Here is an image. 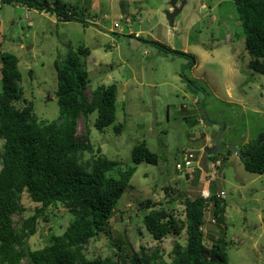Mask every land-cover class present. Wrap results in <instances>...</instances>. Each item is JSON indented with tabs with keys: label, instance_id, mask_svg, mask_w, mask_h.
I'll return each instance as SVG.
<instances>
[{
	"label": "rangeland",
	"instance_id": "1",
	"mask_svg": "<svg viewBox=\"0 0 264 264\" xmlns=\"http://www.w3.org/2000/svg\"><path fill=\"white\" fill-rule=\"evenodd\" d=\"M47 1L58 2L89 25L60 23L55 16L0 3V56L7 52L18 59L25 100L18 106H31L39 123L56 121L55 62L70 49L83 47L89 53L87 98L98 88L115 85L117 110L115 123L103 132L94 128L96 113L78 118L76 137L86 138L95 154L99 150L122 168L132 166L131 150L142 141L159 157L156 166H137L109 220V236L91 239L80 253L87 260L112 258L123 264L125 257L141 258V252L151 259L156 249L169 262L174 241L184 244L185 232L155 241L143 226L144 216L165 209L183 220L184 198L212 196L206 193L202 176L199 181L200 170H206L202 162L204 168L199 165L200 169L191 171L189 166L184 175L188 164L183 153L204 155L205 148L214 146L219 125L224 127L223 148H239L264 132V75L249 68L253 58L244 47L233 1L184 0L173 27L164 14L171 0H95V8L92 0ZM123 16L129 19L126 26L131 35L141 37L123 36ZM151 40L188 54L195 66L190 68L191 59L164 55ZM184 78L195 80L196 86L190 89ZM201 103L209 122L202 117ZM117 124H124L119 134L113 130ZM218 160L223 187H215L220 179L211 187L226 193V210L219 218L212 203L205 205L204 242L222 245L229 264H264V174L246 172L234 153ZM19 203L21 215L13 218L16 228L39 207L26 192ZM46 214L47 221H36V233L26 240L24 250L42 249L50 235L65 232L70 215L62 205L49 208Z\"/></svg>",
	"mask_w": 264,
	"mask_h": 264
},
{
	"label": "trees",
	"instance_id": "2",
	"mask_svg": "<svg viewBox=\"0 0 264 264\" xmlns=\"http://www.w3.org/2000/svg\"><path fill=\"white\" fill-rule=\"evenodd\" d=\"M232 1L244 35V47L253 58L249 68L264 75V0ZM0 3L55 16L60 23L89 25L77 19L76 13L60 7L58 2L0 0ZM132 36L128 34L125 37ZM149 43L164 55L191 59L190 68L195 66L194 58L188 54L158 41L151 40ZM88 54L87 49L78 47L56 60L59 114L56 121L47 125L37 121L31 106H18L25 100L19 85L21 73L17 57L7 52L0 56V264H118L112 258L87 260L80 251L100 234L109 236V220L137 166L142 163L156 166L159 157L142 141L131 150L132 166L122 168L120 162L109 160L99 150L95 154L86 138L79 140L76 137L77 119L80 117L88 118L96 113L94 128L99 132L116 121L117 86L98 88L90 99L87 98L90 80L85 59ZM184 80L190 89L196 86L195 80ZM123 129L124 124L113 126L117 134ZM238 153L246 172L264 174V132L239 147ZM87 154L89 158H86ZM221 155L230 156L232 153L203 156L216 161ZM24 192L39 207L33 216L22 221L21 228H16L13 218L21 215L19 200ZM207 203L213 204L216 217L224 215L225 201L214 195L209 198L201 195L184 198L183 220L165 209L150 211L142 223L155 241L169 235L178 236L184 231V244L174 241L169 262L155 249L151 259L141 252V258L125 257L122 263L229 264L222 245L217 242L208 246L204 242L202 226ZM57 205H62L70 215L65 232L61 236L50 235L42 249L24 250L26 240L36 233V221L39 218L47 221L46 211Z\"/></svg>",
	"mask_w": 264,
	"mask_h": 264
},
{
	"label": "water",
	"instance_id": "3",
	"mask_svg": "<svg viewBox=\"0 0 264 264\" xmlns=\"http://www.w3.org/2000/svg\"><path fill=\"white\" fill-rule=\"evenodd\" d=\"M178 2H180V5L178 6ZM185 4L184 0H171L169 2V9L167 11H165V18L169 24V27H173L174 25V20L175 18L180 14V12L183 9V6ZM120 25L122 26V34L124 36L129 34V30L125 24V20L122 19L120 22ZM201 110H202V117L204 118V120L206 122H209V119L207 117V115L205 114L204 110H203V103H201ZM224 127L222 125H219V132L216 135L215 138V142H214V146L212 148H205L203 150V153L207 156V157H213L216 156L218 154H226L228 152L234 153L235 155H238V148L235 146H227L225 148H223L221 146V142H222V133H223ZM215 192V187L212 186L210 188V194L213 196Z\"/></svg>",
	"mask_w": 264,
	"mask_h": 264
},
{
	"label": "built area",
	"instance_id": "4",
	"mask_svg": "<svg viewBox=\"0 0 264 264\" xmlns=\"http://www.w3.org/2000/svg\"><path fill=\"white\" fill-rule=\"evenodd\" d=\"M114 28H120V27L118 24H114ZM194 160H195V157L192 154H188L187 152L183 153V162L188 164L186 168L184 167V172H183L184 175H185V171L188 172L187 169H189V166L191 168V171L194 169L191 166ZM176 167L179 171L183 170V167L180 164H178ZM220 168H221V162L219 160L208 161L207 163V171L205 172V175L203 177V183L205 185V191L208 195L210 194V188H211V185H213V182H216L218 179H220V173H221ZM214 196L217 199L224 200L226 197V193L224 191H220L216 189Z\"/></svg>",
	"mask_w": 264,
	"mask_h": 264
},
{
	"label": "crops",
	"instance_id": "5",
	"mask_svg": "<svg viewBox=\"0 0 264 264\" xmlns=\"http://www.w3.org/2000/svg\"><path fill=\"white\" fill-rule=\"evenodd\" d=\"M94 1V5H93V3H92V6L91 7H93V8H95L94 6H95V0H92V2ZM122 19H124L125 20V23H127V22H129V19L127 18V17H124L123 16V18ZM129 30V34H131L132 32L130 31V29H128ZM139 32H141V31H139ZM133 36H140V35H138V34H135V35H133ZM141 37V36H140ZM139 38V37H138ZM204 158V156L202 155V154H200V155H198V156H196L195 157V160L193 161V163L191 164V166L194 168V170L195 169H200L199 168V165L201 166V162H202V165L204 166V167H206V170L205 171H202V170H200V172L201 173H199V181L201 180V176H202V179H203V177H204V175H205V172L207 171V163H208V160L207 159H203ZM211 161V160H210ZM202 167V166H201ZM204 167H202V168H204ZM198 181V182H199ZM223 182H224V180H222V179H220V181L219 182H216L217 183V185L215 186L216 188H218V186L220 187V189H222V187H223Z\"/></svg>",
	"mask_w": 264,
	"mask_h": 264
},
{
	"label": "clouds",
	"instance_id": "6",
	"mask_svg": "<svg viewBox=\"0 0 264 264\" xmlns=\"http://www.w3.org/2000/svg\"><path fill=\"white\" fill-rule=\"evenodd\" d=\"M126 24V23H125ZM215 193V192H214ZM211 197V196H210Z\"/></svg>",
	"mask_w": 264,
	"mask_h": 264
}]
</instances>
